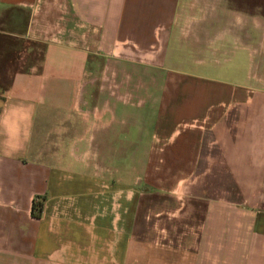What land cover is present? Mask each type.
Wrapping results in <instances>:
<instances>
[{
  "label": "crops",
  "instance_id": "1",
  "mask_svg": "<svg viewBox=\"0 0 264 264\" xmlns=\"http://www.w3.org/2000/svg\"><path fill=\"white\" fill-rule=\"evenodd\" d=\"M0 37L43 45L37 63L8 45L0 73V264L137 263L141 177L118 164L141 160L163 163L150 193H194L206 161L241 196L191 204L194 235L149 244L165 264H264V0H0ZM99 66L164 85L125 102L90 88Z\"/></svg>",
  "mask_w": 264,
  "mask_h": 264
},
{
  "label": "rangeland",
  "instance_id": "2",
  "mask_svg": "<svg viewBox=\"0 0 264 264\" xmlns=\"http://www.w3.org/2000/svg\"><path fill=\"white\" fill-rule=\"evenodd\" d=\"M10 46H14L18 49L20 53H22L21 57L23 59L20 62H39L42 58L43 53V45L38 42L31 41H11L5 40L4 38H0V73H8L7 69L16 68V67H5L4 63H7L10 60L9 53L6 48ZM13 55L14 52H13ZM27 58V59H26ZM17 68H25V66L19 65ZM106 67H95V71L93 70V81L89 82L90 88L92 90H100V89H109V90H121L124 93V101L125 102H136L145 100V98L135 99L130 97V92L133 89H140L141 91L154 90V86H156L157 91L163 88V82H147V81H120V82H104L100 80L101 73H104ZM136 67L130 65H109L110 72H121L122 75H125V79H128V75L134 74ZM137 70V69H136ZM145 73H149L148 70ZM8 75L1 74L0 75V93L3 92L1 89L5 86L7 87ZM148 93V92H147ZM147 99V98H146ZM99 98L94 99V104L99 105ZM144 147H142V150ZM143 159V156H142ZM200 164L203 167V170H206L203 173H200ZM119 167L125 171L127 174L129 171L136 174V176L141 177L138 186H140V194L136 196L135 202L137 204L136 211V220L134 226L132 221L128 223L126 227L129 229V234L133 236L132 239L139 240L141 244H143V253H141L140 260L135 264H165V255L170 252V250L164 248H153L150 245L156 244L158 247L165 244V238L168 239V236H172L175 238L176 236L183 235H194L196 233L197 224L202 218V209L201 207L198 209L191 210V204L205 202L210 199L216 198H225L230 200H239L240 195L237 194L234 190V186L231 183V179L224 176L223 172L218 171L219 165H215L211 162H202L198 163V173H196L195 177H192L190 180L184 182V190L187 191V187L193 189L194 193L182 194L178 191V193L173 195H166L164 192L160 190L153 189L151 193L148 192L146 185L148 183L144 180L143 175L145 172L152 174L158 170H160L163 166V163L158 161H153L151 163L146 162L145 160L141 161H125L124 163H119ZM126 174V175H127ZM141 181V183H140ZM200 187L204 189V191L200 192ZM204 187V188H203ZM197 191V193H196ZM235 192V193H234ZM201 205V204H200ZM190 212L189 215H186ZM192 214V215H191ZM127 221V219H126ZM151 240V241H150ZM157 242H154L156 241ZM169 241V240H167ZM133 251H136L133 249ZM157 252V257L149 258V254ZM168 251V252H167ZM179 254V252L177 253ZM176 254V255H177ZM151 255V254H150ZM179 255L174 256L173 260H178ZM180 260V259H179Z\"/></svg>",
  "mask_w": 264,
  "mask_h": 264
},
{
  "label": "trees",
  "instance_id": "3",
  "mask_svg": "<svg viewBox=\"0 0 264 264\" xmlns=\"http://www.w3.org/2000/svg\"><path fill=\"white\" fill-rule=\"evenodd\" d=\"M0 38H4L5 40H10L6 37H0ZM0 50H2V48L0 47ZM6 89V86L4 88H2L1 90L4 91ZM40 212H41V207L39 205H34L33 210H32V215L34 217H39L40 216Z\"/></svg>",
  "mask_w": 264,
  "mask_h": 264
}]
</instances>
